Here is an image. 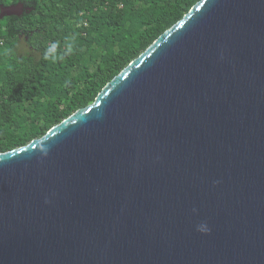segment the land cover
I'll list each match as a JSON object with an SVG mask.
<instances>
[{"label":"water","instance_id":"obj_1","mask_svg":"<svg viewBox=\"0 0 264 264\" xmlns=\"http://www.w3.org/2000/svg\"><path fill=\"white\" fill-rule=\"evenodd\" d=\"M0 264H264V0L200 1L0 154Z\"/></svg>","mask_w":264,"mask_h":264},{"label":"trees","instance_id":"obj_2","mask_svg":"<svg viewBox=\"0 0 264 264\" xmlns=\"http://www.w3.org/2000/svg\"><path fill=\"white\" fill-rule=\"evenodd\" d=\"M200 1L0 0L26 12L0 32V154L42 138L93 104ZM54 42L62 58L44 59ZM66 44L71 54H64Z\"/></svg>","mask_w":264,"mask_h":264},{"label":"clouds","instance_id":"obj_3","mask_svg":"<svg viewBox=\"0 0 264 264\" xmlns=\"http://www.w3.org/2000/svg\"><path fill=\"white\" fill-rule=\"evenodd\" d=\"M59 45L57 43H52L45 51L44 53V59H52V60H56V59H60L62 58L58 52ZM72 52V45L71 44H66V51H65V55L67 54H71ZM193 212H196V209H193ZM196 230L202 234H209L211 229L209 228L208 224L206 222H201L200 224H198L196 226Z\"/></svg>","mask_w":264,"mask_h":264},{"label":"flooded vegetation","instance_id":"obj_4","mask_svg":"<svg viewBox=\"0 0 264 264\" xmlns=\"http://www.w3.org/2000/svg\"><path fill=\"white\" fill-rule=\"evenodd\" d=\"M15 6H18V5H3V4H0V32H3L4 25H5L6 21H8V20L12 21L13 20V22L16 23L19 19L25 18V14H26L25 10L24 11H14L12 9H13V7L15 8ZM9 7H12V9H9V11H6V10H8ZM15 23H14V25H15ZM15 31H17V29H15ZM30 34L32 36L33 35V31ZM25 41L26 42L29 41V37L28 36L25 37Z\"/></svg>","mask_w":264,"mask_h":264}]
</instances>
